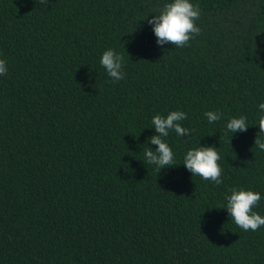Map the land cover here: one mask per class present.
<instances>
[{
  "label": "trees",
  "instance_id": "obj_1",
  "mask_svg": "<svg viewBox=\"0 0 264 264\" xmlns=\"http://www.w3.org/2000/svg\"><path fill=\"white\" fill-rule=\"evenodd\" d=\"M169 2L0 0V264H264V226L222 208L234 187L264 197V0H190L201 33L182 48L147 22ZM109 48L120 81L100 64ZM174 110L194 131L169 133L177 165L158 173L151 119ZM200 145L217 148L220 185L183 165Z\"/></svg>",
  "mask_w": 264,
  "mask_h": 264
},
{
  "label": "clouds",
  "instance_id": "obj_2",
  "mask_svg": "<svg viewBox=\"0 0 264 264\" xmlns=\"http://www.w3.org/2000/svg\"><path fill=\"white\" fill-rule=\"evenodd\" d=\"M46 0H40L45 3ZM200 7L190 0H172L165 3L158 14L148 19V24L156 36L157 43L161 46L171 44L178 48L185 47L196 36L200 35L201 28L196 21L200 18ZM100 64L106 70L113 81L125 78L123 72L124 56L112 48L105 50L100 58ZM7 74V64L0 59V75ZM259 110L264 113V102L259 104ZM209 123H215L222 118L219 111H207L204 113ZM187 113L181 110L170 111L166 116L156 114L151 119L152 128L156 134L148 137L151 144L156 145L155 150L151 147L144 152V159L148 164L156 167L158 173L162 168L177 165L175 153L166 142L169 133L174 131L177 136H190L193 129L184 127L182 122L187 119ZM259 132L255 137L254 146L264 151V114L258 119ZM249 124L243 115L230 118L226 123V131L232 135L238 131H247ZM232 137V136H231ZM221 159L215 146H202L189 149L183 157V165L191 172L192 176H199L215 185H220L223 169L218 164ZM264 198L259 192L243 187L230 189V194L225 196V208L234 223L243 231H257L264 226V216L254 209L261 199Z\"/></svg>",
  "mask_w": 264,
  "mask_h": 264
}]
</instances>
